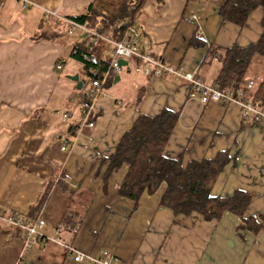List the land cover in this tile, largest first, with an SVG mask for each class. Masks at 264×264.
Here are the masks:
<instances>
[{
	"label": "crops",
	"instance_id": "0c3cea01",
	"mask_svg": "<svg viewBox=\"0 0 264 264\" xmlns=\"http://www.w3.org/2000/svg\"><path fill=\"white\" fill-rule=\"evenodd\" d=\"M95 1L0 0V208L42 217L46 233L58 232L85 254L109 250L122 262L264 264V229H240L239 217L230 213L211 222L197 214L175 216L161 205L164 184L137 203L121 197L125 166L104 178L106 160L138 117H156L166 109L179 114L167 155H182L187 165L230 151V164L217 177L212 195L246 191L252 196L248 216L264 214V124L245 123L238 106L190 99L188 85L172 76L129 79L130 66L123 70L127 75H112L113 82L110 76L105 83L115 89L124 81V90L111 97L104 90L86 118L80 104L88 92L69 77L79 95L63 88V68L57 70L85 34L69 35L48 12L68 19L86 13ZM225 1L146 0L134 24L141 25L140 40L148 51L212 83L218 70L202 66L209 46H247L262 32V9L238 27L219 17ZM195 36L205 46L190 45ZM104 55L108 61L107 50ZM255 64L248 78L261 80L264 62ZM75 124L77 130L71 131ZM65 142L69 149L63 151ZM67 222L76 235L66 230ZM23 239L21 231L0 223V264H80L54 243L36 244L23 255Z\"/></svg>",
	"mask_w": 264,
	"mask_h": 264
},
{
	"label": "trees",
	"instance_id": "16d2710c",
	"mask_svg": "<svg viewBox=\"0 0 264 264\" xmlns=\"http://www.w3.org/2000/svg\"><path fill=\"white\" fill-rule=\"evenodd\" d=\"M145 1L96 0L87 6L86 13L69 16L68 19L89 28H99L107 38L119 41L128 27L134 24ZM196 1L187 0L188 3ZM257 9L263 12L262 32L258 41L247 46L233 45L228 48L209 46L202 66H212L214 62L218 64V71L211 84L220 89L243 90L247 98H253L264 109V78L256 81L248 78L252 64L264 62V0H226L218 14L223 22L244 27ZM190 45L202 47L205 43L195 36ZM110 49V43L105 40L98 39L88 44L87 40L81 38L74 45L71 58L83 66L92 83L94 80H102L103 74L108 71L110 63L104 58V52ZM195 77L206 83L200 75ZM113 78L111 76L109 81L113 82ZM250 82L254 83L251 90L248 89ZM141 98L142 95H138L136 102ZM178 120V113L166 109L156 117L139 116L122 136L115 152L106 160L108 166L104 178H109L125 166L126 175L118 188L121 197L137 203L145 192L153 194L164 184L166 189L161 205L170 209L175 216L197 214L211 222L230 213L239 217L240 229L253 233L264 229V214H247L252 196L246 191L235 190L231 196L226 197L212 195L217 177L230 164V151L219 152L211 159L193 160L187 165L183 164L182 155L176 158L167 155L166 148ZM77 128L75 124L71 131ZM0 211L5 213L1 208ZM33 212L31 216L34 217L36 211ZM69 225L73 227L66 226L68 232L74 228L72 222Z\"/></svg>",
	"mask_w": 264,
	"mask_h": 264
},
{
	"label": "built area",
	"instance_id": "2783aa9c",
	"mask_svg": "<svg viewBox=\"0 0 264 264\" xmlns=\"http://www.w3.org/2000/svg\"><path fill=\"white\" fill-rule=\"evenodd\" d=\"M26 3V0H19ZM27 4V3H26ZM26 6L23 4V8ZM55 18L65 23L69 29L68 34L74 35L75 29L84 33L88 44H92L98 39H102L110 43L109 50V69L103 74L102 80H94L91 83L90 90L87 93L86 101L80 104V109L86 118H89L95 102L104 91L106 81L112 75H120L125 69L119 65V61L123 60L131 64L145 77H164L172 76L176 80H180L188 85V95L190 99H197L202 104L210 102L219 103L225 106L236 105L240 109L242 120L251 125L264 124V109L257 105L253 98H247L243 90L233 91L220 89L216 85H209L195 77V74L187 71L183 67L174 68L162 56H155L147 50L144 43L141 42L140 27L133 24L128 27L126 34L119 41H114L102 34L100 30H92L86 26L80 25L70 19L61 18L56 13H50ZM196 19L195 16H193ZM197 37L202 35L198 28ZM85 58L88 59L87 56ZM63 64H58L57 69H61ZM254 88V83L250 82L248 89ZM67 117V115H65ZM88 120V119H87ZM89 128L94 127V123H88ZM69 149V143L65 142L61 150ZM0 222L8 225L14 230H19L24 234L23 255H25L34 245L54 243L68 252L75 263L80 264H136L134 262H122L109 250H101L99 254H85L73 247L68 241H64L58 237V232L46 233L47 222L42 217L29 218L26 214L13 212L2 213L0 211ZM69 230V229H68ZM76 228H70L72 235L77 234Z\"/></svg>",
	"mask_w": 264,
	"mask_h": 264
},
{
	"label": "rangeland",
	"instance_id": "374dc122",
	"mask_svg": "<svg viewBox=\"0 0 264 264\" xmlns=\"http://www.w3.org/2000/svg\"><path fill=\"white\" fill-rule=\"evenodd\" d=\"M63 24L67 28V25L65 23H63ZM61 28H63V27H61ZM68 29H69V27H68ZM74 31L79 32L80 30L75 29ZM60 64H63V70L61 71L62 72L61 74H63V76H65L64 81H63V88L70 89L74 93H76V95H79V91L76 90V86L74 85V83H72L71 81L66 79V77L75 76V75H79L80 74L81 79H85L86 82H87L85 84L82 92L83 91L85 93L88 92V89L90 88L91 82H90V78H89L87 72L85 71V69L83 68V66L81 64H79L78 62L72 60L70 57H67L66 61L65 62L62 61V63H60ZM254 64H252V66L250 67V70L248 72V77H250V75L253 72ZM130 66H131V74L128 75L129 79L132 78V77L141 76L140 72L135 68V66L133 64H131ZM212 68L217 71L218 70V64H216L214 62L213 65H212ZM121 74L125 75L126 71L121 72ZM123 78L125 79V76ZM256 78H257V80L260 79V77L258 75H256ZM208 84L211 85V83H208ZM124 85H125V83H124V81H122L121 83L117 84V86L119 88L113 89L114 86L111 84V88L108 89L109 86L107 84L105 86L104 90H105V93L108 94V97H111L113 94L117 95L118 93H121L122 90H124L125 87H122V88H120V87L124 86ZM115 91H117V92H115Z\"/></svg>",
	"mask_w": 264,
	"mask_h": 264
},
{
	"label": "water",
	"instance_id": "95a60500",
	"mask_svg": "<svg viewBox=\"0 0 264 264\" xmlns=\"http://www.w3.org/2000/svg\"><path fill=\"white\" fill-rule=\"evenodd\" d=\"M119 65H120L121 67H124V68H129V67H128V63H126V62L123 61V60H120V61H119ZM69 79H70L72 82L77 83V88H78V90H82L83 87L85 86V84L87 83L86 80H80L79 75L70 76Z\"/></svg>",
	"mask_w": 264,
	"mask_h": 264
}]
</instances>
